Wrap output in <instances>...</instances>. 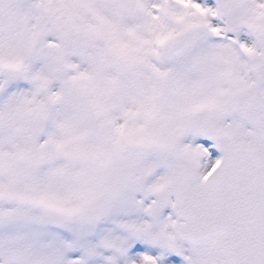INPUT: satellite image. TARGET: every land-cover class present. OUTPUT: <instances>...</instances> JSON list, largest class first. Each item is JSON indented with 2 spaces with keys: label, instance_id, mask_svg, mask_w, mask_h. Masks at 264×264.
<instances>
[{
  "label": "snow or ice",
  "instance_id": "1",
  "mask_svg": "<svg viewBox=\"0 0 264 264\" xmlns=\"http://www.w3.org/2000/svg\"><path fill=\"white\" fill-rule=\"evenodd\" d=\"M0 264H264V0H0Z\"/></svg>",
  "mask_w": 264,
  "mask_h": 264
}]
</instances>
